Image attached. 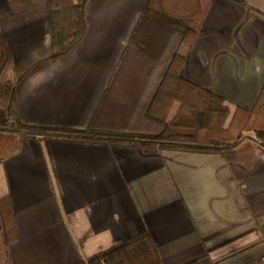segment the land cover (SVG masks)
Returning <instances> with one entry per match:
<instances>
[{
	"label": "crops",
	"instance_id": "0c3cea01",
	"mask_svg": "<svg viewBox=\"0 0 264 264\" xmlns=\"http://www.w3.org/2000/svg\"><path fill=\"white\" fill-rule=\"evenodd\" d=\"M8 1L0 31L22 124L162 132L148 107L182 44L143 13L148 0H86L84 34L57 60L48 0ZM198 1L204 11L180 76L249 111L264 85V0ZM259 148L251 137L206 153L0 130V198H10L17 229L6 245L0 215V264H85L143 231L163 264H264Z\"/></svg>",
	"mask_w": 264,
	"mask_h": 264
},
{
	"label": "trees",
	"instance_id": "16d2710c",
	"mask_svg": "<svg viewBox=\"0 0 264 264\" xmlns=\"http://www.w3.org/2000/svg\"><path fill=\"white\" fill-rule=\"evenodd\" d=\"M33 0H9L16 7ZM86 0H48L52 60L62 57L84 34L83 6ZM197 0H148L143 13L181 35L182 51L173 54L165 75L148 107V113L164 125L158 134L119 133L104 130L35 127L17 119L16 81L6 79L12 59L0 31V109L5 119L0 130L20 136L53 134L107 144L219 153L231 151L244 138L259 141L264 152V85L249 111L232 110L222 98L180 76L181 66L193 44L196 25L203 15ZM176 106L174 113L172 110ZM258 126H252V123ZM244 130H252L246 134ZM203 133L206 134L202 135ZM0 215L6 245L17 240V229L10 198H0ZM85 264H163L150 234L146 231L118 240L112 246L85 259ZM186 264H198L196 261Z\"/></svg>",
	"mask_w": 264,
	"mask_h": 264
},
{
	"label": "rangeland",
	"instance_id": "374dc122",
	"mask_svg": "<svg viewBox=\"0 0 264 264\" xmlns=\"http://www.w3.org/2000/svg\"><path fill=\"white\" fill-rule=\"evenodd\" d=\"M255 125L258 126L256 123L253 122L252 123V126H255ZM243 132L246 133V134H252L253 133L252 130H244ZM202 135H205L206 136L205 133H203Z\"/></svg>",
	"mask_w": 264,
	"mask_h": 264
}]
</instances>
